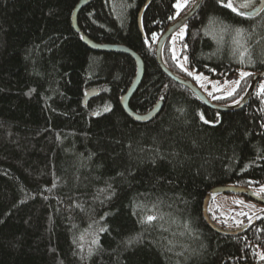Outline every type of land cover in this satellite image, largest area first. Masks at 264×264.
<instances>
[{"label": "trees", "instance_id": "16d2710c", "mask_svg": "<svg viewBox=\"0 0 264 264\" xmlns=\"http://www.w3.org/2000/svg\"><path fill=\"white\" fill-rule=\"evenodd\" d=\"M82 1L0 0V264H264V214L239 236L217 234L203 214L214 189L264 186V80L246 107L211 110L156 60L196 0L179 17L177 0H87L76 30ZM226 1L203 0L184 39L190 69L219 81L250 74L232 96L209 98L221 106L264 72V9L240 15ZM84 39L141 58L129 106L147 115L162 102L154 119L122 107L134 59ZM163 56L188 79L170 40Z\"/></svg>", "mask_w": 264, "mask_h": 264}, {"label": "water", "instance_id": "95a60500", "mask_svg": "<svg viewBox=\"0 0 264 264\" xmlns=\"http://www.w3.org/2000/svg\"><path fill=\"white\" fill-rule=\"evenodd\" d=\"M87 0H83L80 2V4L77 6L75 9L73 16H72V23L73 26L76 30H79L78 25H77V18L80 13V11L83 9L85 6ZM203 0H196L192 8L179 20H177L160 38L157 47H156V60L161 68L162 72L173 82L176 84L183 86L185 88H188L201 102L202 104L211 109L215 110L218 112H229V111H236L240 110L244 107L247 106V104L251 101L254 93L256 92L258 86L260 83L264 80V72H260L255 74L252 79L250 86L244 95L243 99L239 100V103H234V104H229V105H218L213 103L208 96L191 80L183 78L174 72H172L168 66L165 63L163 52L166 44L170 40V38L182 27H184L200 10L202 6ZM264 9V0H260L259 4L257 7L254 9L248 11L246 13L247 16H255L258 15L262 10ZM84 42L86 45H88L92 50L98 51V52H118V53H124L126 55L131 56L134 61L137 64V75L136 78L129 88L128 92L126 95L122 98L121 104L122 107L124 108L125 112L133 118L136 122L141 123V122H147L149 120L154 119L161 111V108L163 106V103L160 102L150 113L147 115H139L134 113L130 109V100L136 93L137 89L140 86V83L143 78L144 74V65L141 60V58L128 49L125 46H108V45H98L95 44L92 41H89L88 39H84ZM95 96V93L89 92L85 102H87L91 97ZM218 194H235V195H242L245 196L248 199L254 200L255 202L261 204L264 206V199L258 198L254 195L253 191H250L248 189H242V188H236V187H222V188H217L211 191L210 195L207 196L204 202V208H203V214H204V219L208 226L217 234L222 235V236H239L243 234L245 231L244 229L241 230H234V231H227L222 228H220L217 224H215L209 214V206L212 201V198Z\"/></svg>", "mask_w": 264, "mask_h": 264}, {"label": "rangeland", "instance_id": "374dc122", "mask_svg": "<svg viewBox=\"0 0 264 264\" xmlns=\"http://www.w3.org/2000/svg\"><path fill=\"white\" fill-rule=\"evenodd\" d=\"M253 1L254 0H231V3L233 7L238 10V12L246 14L257 5L250 3ZM179 2L181 7L179 9L176 7L177 11H179V15H177V17L181 15L182 10L187 3H185V0H179ZM228 3L229 0L224 2V5H227ZM229 9L232 10V8ZM186 34L187 28L184 26L170 38V47L173 57L177 60L178 66L183 70V75L193 81L208 96V98L218 100L232 96L236 91L232 95H228V93L233 87H236L237 90L239 86L237 87L231 82L239 80L241 83L244 78L241 77V73L246 72H240V74L233 79L219 81L211 79L208 75L202 72L190 69L187 65V58L184 53V39ZM197 77H199V79H197ZM261 188L253 191L254 195L258 198H262L261 194L264 192L261 191ZM210 205L209 209L212 213L213 219L220 226H225L227 231H234L233 229L238 228L239 224H241V222L245 219L249 222H254L264 214V208L259 203L242 195L218 194L214 197Z\"/></svg>", "mask_w": 264, "mask_h": 264}, {"label": "snow or ice", "instance_id": "6c2138e0", "mask_svg": "<svg viewBox=\"0 0 264 264\" xmlns=\"http://www.w3.org/2000/svg\"><path fill=\"white\" fill-rule=\"evenodd\" d=\"M186 2H187V0H185V3H186ZM218 2L222 3V0H218ZM225 6H226V7H229V8H232V10H233L234 12H237V13L240 14V15H244V13H240V12H238V10H237L235 7H233V5H232V3H231V0H229V3H228L227 5H225ZM242 6H247V5H242ZM175 7H177V9H179V8L181 7V4H180L179 0H177V4L175 5ZM176 15H179V11H177ZM171 18H173V17H170V19H171ZM242 32H243L242 29H237V30H236V34H237L238 36L241 35ZM189 74H191V73H189ZM248 75H250V74H249V73H241V77H242V78L245 77V76H248ZM197 79H199V77H197ZM231 83L235 84V85L238 87L239 84H240V81H239V80H236V81H233V82H231ZM260 88H261V92H264V85H261ZM235 91H236V87H233L232 90L228 93V95H232ZM241 99H243V97H241ZM234 103H239V101L236 100V101H234ZM106 110H107V109H106ZM262 126H264V125H262ZM54 186H55V185H53V187H54ZM109 187H110V186H109ZM101 191H103V190H101ZM261 191H264V186H262ZM154 219H156V217L153 216V215H147L146 218H145V220H146L147 222H151V221H153ZM143 222H144V221H142V223H143ZM100 230H101V231H104L105 229L101 228ZM135 239H136V238L130 239V240L128 241V243H129V244L133 243ZM94 243H95V241H94ZM89 255H91V251L89 252ZM261 258L264 259V256H262Z\"/></svg>", "mask_w": 264, "mask_h": 264}]
</instances>
